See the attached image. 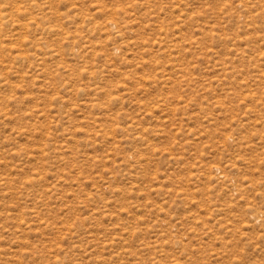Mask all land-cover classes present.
Returning a JSON list of instances; mask_svg holds the SVG:
<instances>
[{
  "label": "rangeland",
  "instance_id": "rangeland-1",
  "mask_svg": "<svg viewBox=\"0 0 264 264\" xmlns=\"http://www.w3.org/2000/svg\"><path fill=\"white\" fill-rule=\"evenodd\" d=\"M0 3V264H264V0Z\"/></svg>",
  "mask_w": 264,
  "mask_h": 264
},
{
  "label": "bare ground",
  "instance_id": "bare-ground-1",
  "mask_svg": "<svg viewBox=\"0 0 264 264\" xmlns=\"http://www.w3.org/2000/svg\"><path fill=\"white\" fill-rule=\"evenodd\" d=\"M0 5H2L1 3H0ZM2 14V9H1V6H0V15ZM2 17V16H1Z\"/></svg>",
  "mask_w": 264,
  "mask_h": 264
}]
</instances>
